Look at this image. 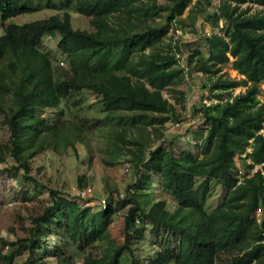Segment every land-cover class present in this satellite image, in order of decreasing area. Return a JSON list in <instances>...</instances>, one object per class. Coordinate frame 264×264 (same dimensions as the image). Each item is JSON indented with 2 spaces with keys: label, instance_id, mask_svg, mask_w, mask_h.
Here are the masks:
<instances>
[{
  "label": "trees",
  "instance_id": "1",
  "mask_svg": "<svg viewBox=\"0 0 264 264\" xmlns=\"http://www.w3.org/2000/svg\"><path fill=\"white\" fill-rule=\"evenodd\" d=\"M42 1L58 7L51 0H0V111L7 130L0 160L14 159L24 179L36 182L29 175L35 154L69 146L77 154L76 143L87 146L85 121L76 122L66 108L79 106L81 93L90 91L104 118L89 125L110 123L109 153L130 163L133 181L121 196L120 241L109 232L115 210L108 198L95 209L79 201L88 195L51 188L29 234L2 239L0 264H15L23 250L27 264H76L78 255L50 249L49 236L82 242V264H120L123 255L129 264H264V0H73L89 27L73 26L66 7L9 21ZM200 14L217 29L205 34L206 51L190 49L185 70L173 31L194 26ZM45 34L58 35L65 66L54 65L39 46ZM228 62L240 77L222 70ZM192 71L205 76L202 90L213 98L191 106L200 118L197 153L176 142V134L164 136L165 122L181 119L186 108L179 85ZM237 86L244 88L234 93ZM151 135L165 140L148 149ZM210 178L222 182L225 194L207 210ZM153 182L171 196V207L154 197ZM160 230L163 243L156 246L147 234ZM146 243L152 248L143 258ZM48 249L53 259L41 254Z\"/></svg>",
  "mask_w": 264,
  "mask_h": 264
},
{
  "label": "rangeland",
  "instance_id": "2",
  "mask_svg": "<svg viewBox=\"0 0 264 264\" xmlns=\"http://www.w3.org/2000/svg\"><path fill=\"white\" fill-rule=\"evenodd\" d=\"M33 1L39 2V0ZM51 1L56 3L58 7H46L45 1H42L36 11L18 14L9 19V21L20 23L34 18L47 17L66 7L71 12L73 26L85 28L90 26L87 17L72 9L73 0ZM216 1L218 0H214V2ZM186 14L187 10H185L183 16ZM208 20L205 14H200L194 26L179 27L177 25V29L173 31L175 38L180 42L179 62L182 67L186 68L185 70H188L186 56L190 49L197 46L202 51H206L204 47L205 34L210 33L213 29H217L216 26L212 27ZM2 32L3 28L0 25V34ZM58 38V35L45 34L39 46L52 57L54 65L65 66V58L57 46ZM222 70L233 77L241 76L230 66L229 62L223 65ZM204 80L205 76L199 72L192 71L190 74H187L183 83L179 85L186 92V108L181 111V119H168L165 122L164 129L165 137H171V135L176 134L174 140L176 142L181 140V145H185L194 153L198 152L201 142L194 134V131L200 124V118L195 116L191 110V106L192 104H198L202 98L203 102H209L213 99L212 95L207 94L206 90H202ZM243 88V86H237L233 92L236 93ZM200 92H203L201 98ZM79 97V106L66 108L67 112H71L70 116L76 113L73 117L76 122L85 121L83 128L85 129L84 136L87 146L85 143H76L77 154L74 153V149L71 146L61 152L54 151L48 147L35 154L29 159V175L36 178V182L24 179L22 168L17 169L18 163L14 159L0 160V244L2 239L15 241L17 237H24L29 234V227L33 224V218L43 209L44 205L51 201L49 195L51 188H60L69 195H77L79 190H84L90 199L81 198L79 201L81 203L88 202L93 204L95 209L98 208L101 199L108 198L109 204L115 210L112 216L113 221L109 225V232L116 240H121L123 214L126 211V207L122 204L121 196H123L128 184L133 181L132 169L130 163L124 157L114 159L109 153L108 129L110 123L105 119H101L100 122L104 124H101L99 127L94 128L89 125L95 117L104 118V111L101 110L100 103L95 100L96 96L90 91H83ZM259 97L264 102V87ZM151 128V126L148 127L149 130ZM0 137L3 140L7 137L5 118L1 111ZM154 137V135H151L148 149L154 148L160 141L163 142L165 140V137L153 140L152 138ZM241 168L245 169L244 166H241ZM78 177H81L82 183L86 182L84 187L79 186ZM151 186L153 187L154 197L157 199L165 198L168 201V206L171 207L170 204L173 203L171 196L166 193L162 194L161 190L157 187V183L153 182ZM224 194L225 187L222 182L219 179L210 178L209 197L205 208L207 210L214 209L220 203ZM161 232L162 230L159 233L147 234V240L150 243H157L156 246L161 245L163 243L161 241L163 240L161 239ZM49 237H47L49 240L47 244L50 249L56 246V248H62L66 254L78 255L76 264H82L81 255L82 248L84 247L82 242L67 240L65 237H61L60 239L55 236ZM150 245L149 243L142 245L140 255L143 258H146L147 253L150 252L152 248ZM41 254L48 259L54 258L50 254L49 249ZM27 255V250L21 251L15 257V264H27ZM225 256H223V261H227ZM120 264H129L127 255L122 256Z\"/></svg>",
  "mask_w": 264,
  "mask_h": 264
},
{
  "label": "built area",
  "instance_id": "3",
  "mask_svg": "<svg viewBox=\"0 0 264 264\" xmlns=\"http://www.w3.org/2000/svg\"><path fill=\"white\" fill-rule=\"evenodd\" d=\"M77 194H79L80 196H87V194H86V192H84V190H79V191L77 192ZM85 194H86V195H85ZM99 203H100L101 206H105L106 201H105V199L103 198V199L100 200Z\"/></svg>",
  "mask_w": 264,
  "mask_h": 264
},
{
  "label": "bare ground",
  "instance_id": "4",
  "mask_svg": "<svg viewBox=\"0 0 264 264\" xmlns=\"http://www.w3.org/2000/svg\"><path fill=\"white\" fill-rule=\"evenodd\" d=\"M145 239V238H144ZM154 240V239H153ZM146 241V240H145ZM152 241V240H151ZM156 242V241H155ZM157 244V243H156Z\"/></svg>",
  "mask_w": 264,
  "mask_h": 264
}]
</instances>
